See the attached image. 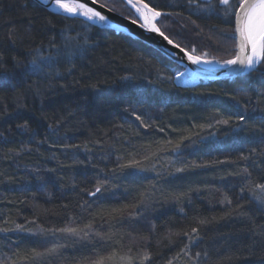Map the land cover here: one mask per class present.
<instances>
[{"label":"trees","instance_id":"16d2710c","mask_svg":"<svg viewBox=\"0 0 264 264\" xmlns=\"http://www.w3.org/2000/svg\"><path fill=\"white\" fill-rule=\"evenodd\" d=\"M144 2L185 50L235 57L217 0ZM183 70L125 34L0 0V264H264V70L181 85Z\"/></svg>","mask_w":264,"mask_h":264},{"label":"snow or ice","instance_id":"6c2138e0","mask_svg":"<svg viewBox=\"0 0 264 264\" xmlns=\"http://www.w3.org/2000/svg\"><path fill=\"white\" fill-rule=\"evenodd\" d=\"M95 2V0H93ZM125 2L131 6L132 9L138 14L143 20L140 25L143 28H147L149 31L158 33L169 44H173V41L161 31L160 27L157 26L156 21L158 18L163 16L171 15L170 13H164L157 10L156 7L150 6L149 3L144 0H125ZM192 0H189L191 4ZM49 0H32L33 7H39L42 4L46 5ZM52 3L56 8L61 10L70 16H82L93 24H104L108 25V17L103 15L100 11L95 10L93 7H89L87 3L80 2V0H52ZM218 5H222L221 13L223 16H234L235 17V29L232 33L234 39L237 40V54L235 58L225 60V65H241L249 70H264V0H217ZM211 7V5H209ZM136 21H133L135 23ZM15 43V41H13ZM175 47L179 48L180 45L176 44ZM194 51V49H193ZM207 54L205 53L204 56ZM188 59L195 64H211L213 61L204 59L202 56H195L191 53L188 54ZM36 64V61H32ZM137 119H140L137 116ZM244 117L241 116V120ZM227 123V121H223ZM261 189L264 190V185H260ZM101 188L98 186L96 191L91 193L95 195L100 192ZM206 221L201 220L200 223ZM18 228L20 226H17ZM6 230V229H5ZM61 231H67L69 233H75V229H62ZM196 231V229H193ZM51 249L50 251H54ZM150 257L145 254L144 260H148ZM97 264H103V261L97 262ZM126 264H132L131 259H128ZM170 264V262H169Z\"/></svg>","mask_w":264,"mask_h":264},{"label":"water","instance_id":"95a60500","mask_svg":"<svg viewBox=\"0 0 264 264\" xmlns=\"http://www.w3.org/2000/svg\"><path fill=\"white\" fill-rule=\"evenodd\" d=\"M80 2H85L88 4L89 7H93L95 10L100 11L103 15H106L108 17L109 23L108 25L93 24L91 21H88L85 17L75 16L76 18H80L82 20H85L93 25H96L102 28L114 30L117 33L125 34L127 36H130L134 39H137L153 47L154 49L158 50L160 53L165 55L167 58L172 60L174 63L182 67L184 70L191 73L192 78L194 80H197V81L229 80V79L245 76L253 71V70L246 69L239 64L237 65H225V64H218V63L195 64L191 60L188 59V54L191 52L185 50L181 46L177 48L175 47L177 43H175L173 40H172L173 44H169L168 41L165 40L158 33L149 31L147 28L141 27L140 25L143 22H140L132 18H129L127 16H124L106 7L105 5L99 3L97 0H95V2H93V0H80ZM41 6L51 12L61 14L64 16L73 17L66 13H63L61 10L56 8L55 5L52 3V0H49L48 4L46 5L42 4ZM160 18L157 19L156 24L158 23ZM133 21H136V22L133 23ZM235 26L236 24L234 21V29H235ZM237 51H238V48H237V40H236V54H237ZM191 54L195 55L193 53Z\"/></svg>","mask_w":264,"mask_h":264},{"label":"rangeland","instance_id":"374dc122","mask_svg":"<svg viewBox=\"0 0 264 264\" xmlns=\"http://www.w3.org/2000/svg\"><path fill=\"white\" fill-rule=\"evenodd\" d=\"M123 1L125 3V7L132 13V15L134 17H136V20L140 21V22H143V20L138 16V14L135 12V10L132 9L131 6H129L125 2V0H123ZM201 1H210V0H201ZM204 54L205 53H202V54H199L197 56H202L204 59H208V60L213 61V63L224 64V62L218 61V60L210 57L209 55L204 56ZM233 58H231V59H233ZM175 82H177L178 84H181V85H195V84H198L200 81L194 80L192 78V74L191 73H189L186 70H183V71H180V72L176 73ZM144 115L145 116H152L153 112L145 110L144 111ZM67 235L69 237L73 236V237H75L77 239H82V238L86 239L88 237V235H86L85 233H81L80 231H76L75 233H67ZM142 241L143 240L139 239V237H138V238H135V241L132 242V244L135 247L138 248V247H140ZM130 258L131 257L124 252L122 254L120 253L118 256L104 255L102 257H90L87 260H85L84 262H82V264H97V262H99V261H103V264H126L127 260L130 259Z\"/></svg>","mask_w":264,"mask_h":264}]
</instances>
